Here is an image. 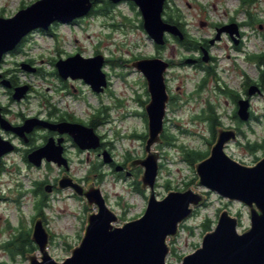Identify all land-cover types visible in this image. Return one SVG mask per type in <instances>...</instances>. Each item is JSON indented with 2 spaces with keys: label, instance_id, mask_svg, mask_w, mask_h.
Returning a JSON list of instances; mask_svg holds the SVG:
<instances>
[{
  "label": "rangeland",
  "instance_id": "obj_1",
  "mask_svg": "<svg viewBox=\"0 0 264 264\" xmlns=\"http://www.w3.org/2000/svg\"><path fill=\"white\" fill-rule=\"evenodd\" d=\"M34 1L36 0H0V16L11 17ZM180 4L186 17L187 31L194 39L201 41L210 36V21L224 22L228 20V16H233L247 23L244 26V47L247 55L264 51V0H170L167 13L178 18L174 8ZM100 8L106 10L103 5ZM107 10L105 15L95 12L78 23L57 25L53 29L55 36L40 30L29 33L17 51L4 55L0 66V72L6 74L7 78L20 86L31 88L29 96L19 101L11 100L8 89L0 85V102L10 105L14 114L10 117L14 121L20 120L22 115L48 114L51 103H55L63 112L85 121H89L92 114L96 113L102 122L96 127V132L104 137L105 142L111 143L109 148L118 164L125 163L130 166L134 160L147 156L148 122L141 114L145 111L142 101L149 97L145 76L132 66L131 60L136 57H161L178 63L190 56L191 51L176 43L172 37L167 47L159 50L143 27L139 8L135 4L133 8L129 1L112 8L107 6ZM164 16L167 17L165 14ZM229 43L224 38L214 49V53L221 60V69L217 72L223 83L241 88L244 78L258 80L260 67L257 62L246 60L242 54H235L233 50L228 52L232 58H225ZM97 52L109 58V63L103 67L110 79L105 92L95 93L83 79L63 80L55 74L56 60L76 53L91 57ZM233 60L245 73L244 77L238 71L228 69ZM22 63H27L36 70L27 71L22 68ZM261 67L264 69V64ZM201 79L202 72L190 65L174 64L168 69L166 82L176 101L167 105L162 142L151 146V152L159 154V171L154 188L158 198H163L169 191H184L188 187L207 195V202L181 224L177 237H168L171 251L167 256V264H180L185 255L200 247L203 236L208 232L205 231L204 223L210 219L209 231L213 230L224 209L239 217V232L251 226L247 205L198 184L199 176L195 168V164L201 160L198 156L202 153L209 155L215 143L207 121L198 118V115L206 107L208 96L213 102L222 103L224 112L229 113L233 109V104L225 103L226 98L218 93L214 83H211L210 93L205 89L196 93ZM252 111L253 118L240 125L242 133L239 139L232 140L225 146L231 157L249 166L255 165L264 157V146L256 151L247 147L248 142L264 145V96L252 99ZM221 122L227 126L237 124L227 115H223ZM144 135H147L146 139ZM5 136L8 140L13 139L15 143L22 145L19 137L8 133ZM41 141V136H35L33 143ZM19 144L17 145L21 151L6 155L4 170L0 173V264L30 263L27 256L16 254L11 257L4 245L15 234L23 231L28 234L33 228L37 215L35 205L42 197L41 194L35 195L32 192L36 182H44L43 186L46 188L47 185L55 184L56 178H61L58 167H36L25 162L23 145L21 147ZM69 147L73 157L70 172L86 188L90 185L101 188L108 205L119 216L116 225L121 226L145 212L150 188L142 187L144 167H129L133 174L121 178V172L111 171L97 155L78 154L72 146ZM189 150L197 151L190 155L191 160H196L194 165L187 160L186 153ZM91 167L97 168L96 176L93 175L94 172L90 173ZM88 176L90 177L86 179ZM45 188L46 205L42 208L41 217L51 234L48 252L61 262L71 256L72 249L80 244L85 233L87 216L97 211V206H88L87 199L76 194L70 187L53 191ZM185 225L192 229L184 227ZM32 253L41 260L42 252L39 248Z\"/></svg>",
  "mask_w": 264,
  "mask_h": 264
},
{
  "label": "water",
  "instance_id": "obj_2",
  "mask_svg": "<svg viewBox=\"0 0 264 264\" xmlns=\"http://www.w3.org/2000/svg\"><path fill=\"white\" fill-rule=\"evenodd\" d=\"M93 1L36 0L19 9L11 17L0 16V63L4 55L14 50L31 31L47 30L55 21L69 23L83 17L91 10ZM110 1L134 2L142 14L144 29L156 45L165 44L166 33L184 38V33L178 25L168 23L163 18L166 0ZM204 59H207L206 55ZM105 63L103 54L84 57L76 53L57 60L55 67L61 78H82L99 93L107 86V75L103 70ZM132 66L143 73L151 94V100L146 106L149 128L146 141L147 156L134 160L129 166L131 169L137 165L144 167L142 187L150 188L145 212L140 217L118 226L115 223L119 216L108 205L100 187L90 185L85 188L81 183L63 175L58 181V188H72L76 194L87 199L88 206L96 205L97 211L88 214L80 244L72 249L71 256L61 262L48 252L51 234L43 218L35 219L31 239L42 252V256L40 260L36 254L28 253L29 264H167V256L171 251L168 237H177L181 224L207 202L205 193L194 191L191 187L184 191L172 190L163 198H158L154 188L159 171V154L151 152V146L162 142L161 134L169 99L165 82L169 62L161 58H142L133 61ZM22 68L35 71L26 63L22 64ZM2 83L6 87L11 86L7 79H3ZM27 90L28 86L17 87L13 97L20 100ZM258 90V86L252 85L249 94L252 95ZM239 116L243 121L250 119L249 100H241ZM0 121L4 129L21 136L39 125L69 133L82 149L98 148L101 145V138L94 128L79 123L53 124L39 118H30L23 126H14L2 117L1 107ZM238 139L236 130L218 128L210 154L197 162L195 168L199 176L198 184L206 186L210 191H217L230 200H239L249 207L251 226L239 232V217L232 215L228 209L222 210L216 227L203 236L200 247L185 255L180 264H264V157L252 166L231 157L225 146ZM14 147L10 140L3 139L0 135V162ZM62 152L61 143L55 145L50 140L32 151L28 158L36 167L42 165L44 158L61 166L66 160ZM103 156L104 162H112V157L106 151ZM123 169L122 165L115 167L118 172ZM46 189L51 191L50 185Z\"/></svg>",
  "mask_w": 264,
  "mask_h": 264
},
{
  "label": "flooded vegetation",
  "instance_id": "obj_3",
  "mask_svg": "<svg viewBox=\"0 0 264 264\" xmlns=\"http://www.w3.org/2000/svg\"><path fill=\"white\" fill-rule=\"evenodd\" d=\"M170 0H167L165 3V9L163 12V16L164 14L167 16L165 18L164 16V20L168 23H172V24H176L178 25V27L182 30V32L184 33V38L180 39L178 36H175L171 33H166L165 38H166V42L164 45L159 46V50H164L168 43H170L171 41V37L174 39V41L182 46H185V48L189 51H191L190 56L185 57L184 59L180 60L178 63L174 62L173 60H166L163 59L161 57H154V58H161L167 62H169V67L168 69L173 66L174 64H178V65H190L191 67H193L195 70L202 72V79L200 81V84L198 85V88L196 90V93H199V91L205 89L208 90L210 93V86L211 83H214L216 89L218 90V93L220 95H223L226 98V104L227 103H232L233 104V109L231 110V112L228 113L224 112V109L222 108V103L220 102H213L212 99H210V96H208L206 107L202 109V112L198 115V118H202L204 120L207 121L208 126H209V130H211V132L213 133L214 139L216 141V137H217V130L218 128H225V129H234L237 132V135L240 136V134L242 133V129L240 127V125L242 123H246L249 122L252 118H253V111H252V99L256 96H264V69H262V65L264 64V60H261L260 57L264 54V51L259 53V54H248L245 51V47H244V38L246 35V32L244 30V26H246V22H241L239 18H235L233 16H228V20L224 21V22H217L214 23L212 21H210L209 25H210V30H212V33L210 34V36H208L207 38L198 41L197 39H194L189 32L187 31L186 25L187 22L185 15L183 14L182 10L180 9L181 4L178 6H175L174 10L175 13L177 12V14L179 15L178 18L177 17H172L173 20H169V13H167L166 8H168L169 5L168 2ZM124 1L120 2L123 3ZM130 3L132 1H129ZM109 3L112 7H116L118 6L120 3H114L110 0H98V1H93V6L91 8V10L89 11V13L83 17L80 18H76L73 21L69 22V23H62V22H58L55 21L54 23H52L50 25V27L47 30H43V29H35V30H40L43 31L47 34H50L52 36H55V33L53 31L54 27H56L57 25L60 24H75L78 23L80 21H82L83 19H85L86 16L88 15H92L95 12L98 13H103L104 15L107 14V9L106 10H102L100 7L103 5ZM133 3V2H132ZM102 10V11H100ZM238 12V10H237ZM236 12V13H237ZM176 21V22H175ZM251 21H249L250 23ZM143 24V23H142ZM233 24V25H232ZM33 30V31H35ZM220 31V32H219ZM31 33V32H30ZM226 38L227 40L230 41V43L227 45L228 50L226 51L227 53L230 50H233L235 52V54H242L243 57L246 60L249 61H255L257 62L260 67V74H259V78L258 80H251L248 78H244L241 84V88H235L232 87L231 85H227L226 83H223L221 76L219 75V73L217 71H219L221 69L220 66V58L214 53V49L218 47V45L221 43L222 39ZM25 41V37L22 39V41L20 42V44L17 45V47L10 51V52H15L18 50V47H20V45ZM192 48V49H191ZM8 52V53H10ZM7 53V54H8ZM97 54H99L97 52ZM96 54V55H97ZM207 56V59H204V56ZM95 56V55H94ZM92 57V56H91ZM227 59H231L232 55L230 53H228L226 55ZM142 59L141 57H136L133 60H131V62L135 61V60H139ZM4 61V57L0 63V66L2 64V62ZM56 62V61H55ZM106 63H109V58H106ZM105 63V64H106ZM23 64V63H22ZM21 64V66H22ZM27 64V63H26ZM231 67L228 68L229 70L232 69L234 71H238L239 74H242L241 76H245V73L240 69L238 63L236 61H231ZM29 65V64H28ZM128 65V64H127ZM30 66V65H29ZM55 66V64H54ZM32 67V66H30ZM36 70L35 67H32ZM56 68V67H55ZM168 69L166 70V72L168 71ZM166 72H165V82H166ZM58 74L57 69L55 74ZM0 75H2V77L0 78V85L6 87L3 83L2 80L3 79H7L10 81L11 86L10 87H6L8 90V93L11 95V100H15L16 99L13 97V94L15 92V89L17 87H21L17 82H15L14 80H12L11 78H7L6 74H3L0 72ZM59 76V74H58ZM109 76L107 75V86L104 88V91L102 92H95L92 87L91 89L97 93H103L106 91L109 83H110V79L108 78ZM59 78H61L59 76ZM74 79L72 77H68L67 79ZM63 79V78H61ZM67 79H63V80H67ZM79 79V78H78ZM82 79V78H80ZM146 79V78H145ZM84 81V80H83ZM85 82V81H84ZM147 83V80H146ZM90 85V84H89ZM167 85V82H166ZM252 85H256L259 87V90L250 95L249 94V90L250 87ZM31 88L28 86V91L25 94V96L21 99L24 98H28L29 93H30ZM167 91L169 94V99L167 102V105H172V103L174 101H176V97H174L171 92H170V88L167 85ZM147 93L149 95V97L147 98L146 101H142L143 104L145 105V111H146V106L148 105V103L151 100V94L149 92L148 89V84H147ZM241 100H249L250 102V112H251V116L250 119L248 121H243L240 116H239V109H240V104H241ZM19 101V100H18ZM173 101V102H172ZM0 107H1V115L2 117H4L5 119H7L12 125L14 126H23L26 122V120L30 119V118H39L41 120H46L49 121L53 124H58V123H63V122H69V123H79V124H83L86 125L88 127H92L94 128L95 132H96V127L98 125H100L102 122L98 119L99 116L96 113H93L90 120L89 121H85L81 118H78L76 116H74L73 114H70L68 112H63L62 109L58 108L56 106L55 103H51L49 105V111L48 114H43V113H39V114H35V115H30V116H24L22 115L20 117V120L18 121H14L15 119L11 118L10 115H14L10 105H4L3 103L0 102ZM219 109H223L221 111H219ZM101 111V110H100ZM143 112L141 115L146 119L147 117V122H148V115H147V111ZM167 111V108H166ZM223 115H227L229 116L232 120H234L235 122H237L236 125H224L221 122V118L223 117ZM165 120V119H164ZM149 130V128H148ZM216 130V132H215ZM5 133L13 134L17 137H19L18 139L20 140V142L22 143V145H20L19 143H15L13 141V139H10L12 141V143L14 144V152H18L21 151L20 147L17 145L19 144L22 147V151H23V159L25 162L30 163L29 161V154L34 151L35 149H38L42 146H44L48 141L52 140L53 143L55 145H59V143H61L62 147H63V156L66 159L65 163L63 165H58V163H56L53 160H48L47 158H44L42 160V165L39 167H43V166H48V167H58L61 171V177L63 175H66L68 178L73 179L77 182H81L80 179L74 177V175L70 172L72 165H73V157L71 156V152H70V147L72 146L74 148V150L78 153V154H83L86 153L88 154V156H90L91 154H95L97 155L99 158H101V160H103L104 162V152L106 151L111 157H112V162L111 163H106L110 168L111 171L115 170V167L118 164V161L115 159V156L112 152V150L109 148L111 146L110 142H105L104 137L99 135L97 132V134L100 136L101 138V145L98 148H86V149H82L81 147H79L74 138L69 134V133H61L59 130L56 129H52L49 127H43V126H35L32 131L30 132H26L24 134V136H21L19 134H16L14 131H7L6 129L3 128L2 126V122L0 121V135L3 139H7L5 138ZM35 136H41L43 138V141H41L40 143H33V141L35 140ZM8 140V139H7ZM61 140V142H60ZM214 141V142H215ZM213 142V143H214ZM212 143V144H213ZM214 145V144H213ZM227 145V144H226ZM12 151V152H13ZM7 155V154H6ZM6 155L2 158V161L0 162V173L3 172L4 170V164H5V158ZM89 159V157H88ZM102 165V163H101ZM124 169L123 171H121V173L119 174V176L122 178L124 175H131L133 174V172L130 170L129 166L126 165L125 163L121 164ZM97 170L96 167H91L90 168V173H93V175L96 176L95 171ZM116 171V170H115ZM92 175V176H93ZM100 176H103V174H99ZM91 176V177H92ZM90 176H88L86 179H88ZM60 177L56 178V183L55 184H50L51 187V191L53 190H59L58 188V181H59ZM86 188V187H85Z\"/></svg>",
  "mask_w": 264,
  "mask_h": 264
},
{
  "label": "trees",
  "instance_id": "obj_4",
  "mask_svg": "<svg viewBox=\"0 0 264 264\" xmlns=\"http://www.w3.org/2000/svg\"><path fill=\"white\" fill-rule=\"evenodd\" d=\"M131 5L132 7L134 8V3L131 2ZM107 6H111L109 3H106L104 5L105 9H107ZM108 11V10H107ZM169 20H173L172 16L169 15ZM174 21V20H173ZM176 22V21H175ZM252 23V22H250ZM192 49V48H191ZM261 60H264V54L260 57ZM146 121H147V117H146ZM216 132V130H215ZM145 139L147 137V135H144L143 136ZM148 138V137H147ZM262 146V144H260L259 142H254V143H251V142H248V145L247 147L250 149V150H253V151H256L258 149H260ZM194 152H197V151H194V150H189L186 154H187V160L192 164L194 165V162H196V160H191L190 159V155ZM199 153V152H198ZM199 159L203 160L205 159L206 157H208V153H202V155H199L198 156ZM198 159V160H199ZM200 160V161H201ZM199 162V161H198ZM44 185V182H36V187H34L32 189V192L35 193V195H39L41 194L42 197H40L39 200H37V203L35 205L36 209H37V215H36V219L38 217H41L42 216V208L44 205H46V202H45V191H44V188L45 186ZM46 185V184H45ZM48 186V185H47ZM46 186V187H47ZM46 189V188H45ZM47 190V189H46ZM35 221V219H34ZM184 227H187L188 229H192L191 227H188V226H184ZM204 227H205V231H209L211 229V220L208 219L205 223H204ZM32 230V229H31ZM29 231L28 234H25L24 231L21 232V233H18V234H15V236L9 240L8 242L5 243V248L7 250H9L10 252V255L11 257H15L16 254H19V255H22L23 257H26L28 253H32L34 252L35 250L38 249L37 245L34 243V241L31 239V234H32V231ZM173 251L175 252V248H173ZM14 259V258H13ZM1 264H9V263H6V262H3Z\"/></svg>",
  "mask_w": 264,
  "mask_h": 264
}]
</instances>
